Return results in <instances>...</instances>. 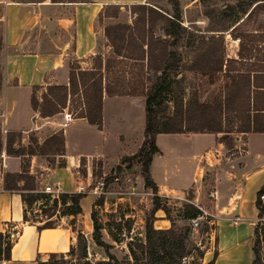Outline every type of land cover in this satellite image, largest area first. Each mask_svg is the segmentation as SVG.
Segmentation results:
<instances>
[{"label": "trees", "instance_id": "16d2710c", "mask_svg": "<svg viewBox=\"0 0 264 264\" xmlns=\"http://www.w3.org/2000/svg\"><path fill=\"white\" fill-rule=\"evenodd\" d=\"M25 1V2H39ZM86 0H49L51 3L57 2H84ZM171 6L170 12L154 9L146 3L130 4L142 10L140 16L137 15L133 26L122 23L107 25L103 28V34L111 49V54L102 57L100 53L92 56V66L81 68L78 63H69L67 85H46L39 95L40 89L33 86L29 98L30 107L37 112L38 117L47 118L65 109L67 102L72 97L75 100L74 110L77 107L75 118H84L89 124L101 126V96L106 95H141L145 102V129L143 138L138 149L131 155L121 156L114 167V172L119 173L124 168H129L134 164L138 165V175L142 178L143 186L152 192L153 210L165 209L159 205V197L156 195V185L150 177L149 165L151 158L159 154V149L155 143L157 133H221L219 140L222 141L231 132L230 128H225L221 122V114H229L231 118L237 119L239 124L236 132H264V32H245L243 39L255 43L251 46L256 54L243 57V39L238 36V46L236 50L237 58H228L224 49V31L229 27L234 28L238 20L236 16L227 15L224 22H230L231 26L219 25L215 22L216 31L208 37H200L196 45L192 47L193 61L195 64L191 69L201 73H221L226 80L222 86L219 97L209 103L199 102L195 95H192L182 103L174 105L170 114H161L153 107L156 89H150L145 95L144 89L136 91H119L113 82L108 83L107 76L110 70L117 64V58L129 59L138 63L142 71L165 73V71L176 70L179 61L181 26V0H167ZM204 7L207 0H198ZM252 7L257 4H264V0H250ZM117 6V5H108ZM102 15V13H101ZM207 12L204 16L208 17ZM226 15V13H225ZM100 17V16H99ZM157 21L163 22L162 37L151 35V27ZM90 56V57H91ZM248 62L245 69H234V64ZM2 81V80H1ZM68 99V100H67ZM78 102V105H76ZM1 117V112H0ZM229 120H231L229 118ZM30 132V131H28ZM20 131H6L4 135L0 132V153L6 156H16L23 160H28L31 156L43 154H62L63 134L57 130L48 137L38 141L34 133H29L27 141ZM61 164V163H60ZM58 164V165H60ZM108 177L106 180H109ZM39 184L28 174L27 169L21 167L19 171H5L2 173V189L16 191L20 195L23 204L22 222L31 223L25 215L27 208L36 204L38 199L48 198L47 194L38 191ZM264 192V183L256 192L255 207L257 210V220L253 224L251 233L252 260L250 264H262L259 258L260 231L264 229L263 219L264 207L258 199V195ZM84 194L62 193L57 199L52 198L53 206L58 204L55 220L46 219L36 228L41 230L51 228L56 225L55 221L65 217L67 222L72 224L77 214L81 212L79 199ZM46 202L38 204L44 210ZM189 214L187 220L195 217L199 211L193 205H186ZM91 221V240L102 248L104 257L101 259H90L87 257V240L78 232L74 242L71 243L67 251L63 253H49L43 261H36L35 264H180L191 250L201 253L199 247L188 237V230L179 233L174 229L172 221L166 229H154L152 219L144 221V231L142 241L128 240L127 256L129 259L118 261L109 252L110 245L101 239V225L94 218L93 211L89 212ZM154 220V219H153ZM210 228V227H209ZM208 227L204 226V231ZM14 237L8 233L0 231V260H8L10 248ZM216 244V238L214 239ZM188 245V247H187ZM217 251L214 248L212 257L205 264H214Z\"/></svg>", "mask_w": 264, "mask_h": 264}, {"label": "crops", "instance_id": "0c3cea01", "mask_svg": "<svg viewBox=\"0 0 264 264\" xmlns=\"http://www.w3.org/2000/svg\"><path fill=\"white\" fill-rule=\"evenodd\" d=\"M146 1L148 0H86L84 2H41L39 4L7 2L4 13L10 5L23 6L28 9L23 16L24 20L17 21V33L14 36L8 31L5 20L4 44L7 52H5V68L0 87L1 125L7 131L27 133L34 130L38 136L37 130L50 122L48 120L53 116L43 119L31 109L29 98L32 87L38 86L42 89L49 84L67 85L69 63H83L85 62L83 59L89 58L96 52L101 41L100 30L103 37L105 26L99 28L97 22L105 6H121ZM58 10L62 15L57 20L59 25L56 29L59 36L63 37V41L60 43L59 36L55 38L52 34V36L47 35L48 45L42 49L39 46L41 43L39 38L37 40L33 38V43L36 44L34 50H24L26 44L29 43V39L24 35L28 21L44 12L49 15L46 18H49L51 13L58 12ZM66 11L70 12V18H66ZM228 58H237V56ZM143 114L145 116L143 96L102 93L100 128L89 124L84 118H72L61 129L63 152L55 155L61 159V164L39 163L38 167L42 173L39 174L40 178L37 180L38 188L52 180H58L61 182L62 190L69 192L79 179L77 174L83 171L87 177L91 176L95 161L101 162L100 168L103 171L115 167L121 156L133 154L140 146L145 129ZM56 125L58 126V122ZM55 131L57 130L53 129L42 139L37 137L38 141ZM138 131L139 137L135 140ZM169 135L182 138L210 135L213 143L200 150L189 148L181 151L176 147L162 144L161 138ZM219 136L221 133H157L155 143L160 153L152 156L149 165L150 177L156 185V195L159 198L161 196L172 197L177 191L180 192L189 186L191 181L195 182V178L192 177L195 174L192 173L195 158L214 145H217V148L222 146ZM235 136L238 139L235 140L232 148L238 149L236 142L241 138L243 145L241 153L231 158L233 164L230 167L232 169L219 174L211 190L215 198L217 233L220 235L218 245L220 251H217L216 236L214 247L217 255L214 264L229 262L230 251L246 246L242 245L245 242L248 243L246 264H250L252 260L251 233L253 224L257 220L256 192L264 183V132H236ZM37 156H31L28 160L31 172ZM9 158L17 159L18 157L4 154L3 162ZM107 159L111 161L108 164ZM180 169L185 172L188 170V176L182 174ZM2 171L3 169H0V177ZM87 177L85 179H88ZM84 195L78 201L81 212L76 215L72 224L61 216L54 227L39 230L33 223L22 222L23 204L20 195L16 191L2 189L1 178L0 231L8 233L10 237H14V240L10 248L9 259L0 260V264H35L37 260L43 261L49 253L67 251L69 245L74 242L75 235L82 232L80 218L89 216L92 207L93 197L89 194ZM160 218H155L153 223L167 222L166 219ZM232 219L236 221L232 222ZM84 226H86L85 222ZM154 227L167 228L168 224L164 227L155 225ZM231 262L234 261L231 259Z\"/></svg>", "mask_w": 264, "mask_h": 264}, {"label": "rangeland", "instance_id": "374dc122", "mask_svg": "<svg viewBox=\"0 0 264 264\" xmlns=\"http://www.w3.org/2000/svg\"><path fill=\"white\" fill-rule=\"evenodd\" d=\"M25 1L32 0H0V87L3 69L5 68V52H7V48H5L4 44L5 20L8 31L14 36L17 33V21L19 19L24 20L23 16L28 9L23 6L10 5L4 13L5 4L7 2L23 3ZM41 2H49V0L33 3L39 4ZM146 4L152 6L154 9H160L167 13L171 11V6L167 0H149ZM180 6L182 17L181 26L184 30L180 38L181 47L177 48L179 52V61L176 70L165 71V73L162 74L159 72L142 71L138 63L132 62L129 59L117 58V64L110 70L107 76L109 85L113 82V85L119 91H136L143 88L146 95L150 89H156L153 107L157 112V116L161 114H170L174 105L179 102L182 103L192 95H195L199 102L209 103L221 94L222 86L226 80L223 74L213 72L204 74L191 69V66L195 64L193 61L194 56L192 47L196 45V41L200 37H208L216 33V31L207 30L215 29V22L223 20V22H218L219 25L231 26L230 22H224L225 18L227 19V15L231 17L236 16L238 20L234 28L229 27L223 33L224 52L226 57L236 56L238 38L234 39L233 36H238L243 39V33L245 32L253 30L264 31V4H257L255 7H252L250 0H207L203 7L198 0H181ZM66 12V18H70V12ZM205 12L209 14L208 17L204 16ZM101 13L102 15L100 14L99 21L97 22V27L99 26V28L103 25L107 26L115 23H122L131 27L137 15H141L142 10L136 6L127 4L121 6H105L103 10H101ZM60 15H62V13L58 10V12L54 11V13H51L49 18H46V16L49 15L45 12L36 18H31L25 27L26 31L24 35L29 39V43L26 44L24 50H34L36 44H34L35 42L33 43V38L36 40L39 38L41 42L39 46L43 49L45 45H48V36L51 34L54 35V37L59 36L56 28L59 25V23L57 24V20L61 17ZM60 24L62 25L63 22L61 21ZM162 28L163 22L157 21L155 25L151 27V35L162 37ZM59 37L61 43L63 37ZM100 37L101 41L94 54L100 53L102 57L105 58L107 55L111 54V49L104 34V38L102 37L101 30ZM243 43V57L247 59L251 54L255 55L257 53L256 50L253 51L251 49V46H254L255 43L248 42L246 39H243ZM83 61L85 62L78 63L81 68L92 66V56L83 59ZM241 63V65L238 63L234 64V69L243 70L245 69L244 67H248V62L246 60ZM45 87L37 90L36 94L39 95ZM76 105H78V102ZM74 106L75 100L72 97L69 99L64 109V111L70 113L71 118H74L76 111L82 109L80 106L74 110ZM61 113L53 115V118L48 120L50 122L44 124L42 128L40 127L37 130L38 136L35 134L36 131L33 130L30 132H32V134L34 133V136L39 139H42L51 133L53 129L61 130L62 128L56 125L57 122L59 123L61 121ZM142 117L144 120V114ZM229 118L231 120H229ZM220 119L222 125L225 128H230L231 132L223 136L224 138L221 142L222 146L217 148V145H214L201 153V156L195 158V162L192 164V173H195L192 177L195 178V182L191 181L189 186L180 192L177 191L172 197L161 196L159 198V205L165 209V212L162 210H153L152 192L149 188L143 186L142 178L137 172V164L129 168H124L119 173H115L114 167L110 170L103 171L100 168L101 162L95 161L90 177H87L83 171L77 174L79 180L84 184L100 175L104 178L102 193L98 197L91 195L93 197L91 210L93 211L95 220L101 225V239L110 245L109 252L113 254L118 261L129 259L126 246L128 240L142 241L144 221L146 219L149 220L159 217H161L160 219H166L167 222H156L154 224L152 219L151 223L154 229H166L155 228L154 225L156 227H164L168 224L169 227V221H172L174 229L179 233L188 230V237L195 242L201 251V253H198L196 250H191L188 256L180 261V264H205L212 257V252L215 248L214 239L216 236L217 251H220L218 246L220 235L217 233L218 224H216L215 216V198L211 190L219 174L223 171H230L232 169L230 167V165L233 164L231 158L241 153L243 147L242 139L239 138L240 140L236 142L238 149L232 148L235 144V140L238 139V137L235 136V128L239 124L238 120L231 118L229 114H221ZM30 132L22 133L26 141ZM138 137L139 131L135 140H137ZM161 142L163 145L166 144L167 146L176 147L184 151L183 149L188 150L189 148L192 150H200L201 148L211 145L213 140L210 135L194 136L193 138H182L176 135H169L163 136ZM206 152L208 153L205 156ZM26 159L27 158H23V160L20 158L5 159V166L1 167L0 165V169H3L2 173H4L5 171H15L16 169L24 167L27 169L28 174L34 178V181L35 179L37 181L40 178L39 174L42 173L38 167L39 163L47 165L61 163V159L58 156L41 154L35 158L31 172L29 169L30 163H27ZM110 162L111 161L107 159V164ZM180 172L186 176L189 174L188 170L185 172L180 169ZM85 177L88 179H85ZM108 177L110 179L106 180ZM89 195L86 196L90 197ZM43 202H46V204H44L45 206H43L44 210L38 205V203L41 204ZM186 205H193L199 211L197 215L201 216L199 218V225L195 229L190 228L188 224L186 214L188 215L189 212H187L185 208ZM57 210L58 204L54 207L52 198L48 197L46 201L44 199H38L36 204H32L30 209L27 208L25 215L29 222L40 225L43 220H55ZM58 221H55V223L57 224ZM84 222L86 226H84ZM261 223H264V219L261 220ZM80 224L81 234L87 240V257L90 259L103 258L104 253L102 248L96 246L91 240V221L89 216L80 218ZM204 226L208 227L206 231L203 230ZM242 245L246 246L237 247L229 253L230 258L234 261L233 263L230 259L229 262L226 261L222 264H246L248 260V243L245 242L242 243ZM259 246V258L262 264H264V229L260 231ZM45 259L46 257L44 260Z\"/></svg>", "mask_w": 264, "mask_h": 264}, {"label": "built area", "instance_id": "2783aa9c", "mask_svg": "<svg viewBox=\"0 0 264 264\" xmlns=\"http://www.w3.org/2000/svg\"><path fill=\"white\" fill-rule=\"evenodd\" d=\"M62 117H61V121L58 123V126L61 128H64L68 122H70V120L72 119L70 116V113H68L67 111L62 110ZM2 116V113H1ZM6 129L3 127V125H1L0 127V132L1 134H5L6 133ZM208 152L205 153V156L207 155ZM3 151H1L0 153V165L1 167L4 166V162H3ZM2 176L0 177L1 180ZM104 188V178L102 175L98 176V177H94L91 181H88L86 184L82 183L79 179L75 182L72 191L69 192H64L62 190V186H61V182L58 180H52L48 183L43 184L40 188H38V191L44 194H47L49 198H55L57 199L58 196L62 193H80V194H90L93 195L94 197H98L101 193L102 190ZM258 199L260 200V202L263 204L264 202V192H262L261 194L258 195ZM39 204V203H38ZM201 216L197 215L195 217H190L188 219V224L190 226V228L195 229L198 225H199V218ZM236 219H232V222H235Z\"/></svg>", "mask_w": 264, "mask_h": 264}]
</instances>
